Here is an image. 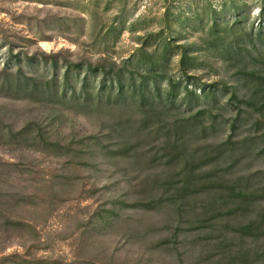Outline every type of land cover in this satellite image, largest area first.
<instances>
[{"label":"rangeland","instance_id":"374dc122","mask_svg":"<svg viewBox=\"0 0 264 264\" xmlns=\"http://www.w3.org/2000/svg\"><path fill=\"white\" fill-rule=\"evenodd\" d=\"M262 8L264 0H0V264L38 259L61 264H264V228L251 237L237 230L241 224L262 223L264 202L246 217L201 227L195 220L207 211L205 198L184 201L183 210L122 206L142 201L143 177L170 181L179 173L164 160L145 169L120 156L124 136L110 126L129 119L132 111H93L15 88L22 78L19 70L43 84L55 79L53 87L62 97L72 95L75 87L80 91L86 77L89 88H98L102 75L93 74L90 65L125 73L128 83L160 75L164 95L165 77L181 86L179 91L191 85L201 98L184 100L182 94L178 117L210 109L204 120L216 119L215 129L194 140L193 150H211L209 145L229 138L247 141L249 149L227 173L239 180L235 184L254 175L264 187V57L253 53V58L228 60L208 46L217 38L210 30L214 19L223 28L235 22L241 32L257 31L264 28ZM223 35L227 42L234 38ZM185 50L201 63L187 62V74L181 65ZM149 62L158 63L159 71H149ZM67 65L73 68L68 75ZM203 88L218 89L215 99L206 100ZM230 94L236 96L231 102ZM25 128L37 141L67 149L13 137ZM151 142L143 147L159 151ZM99 143L108 147L107 157L100 154ZM160 151L157 157L164 154Z\"/></svg>","mask_w":264,"mask_h":264},{"label":"trees","instance_id":"16d2710c","mask_svg":"<svg viewBox=\"0 0 264 264\" xmlns=\"http://www.w3.org/2000/svg\"><path fill=\"white\" fill-rule=\"evenodd\" d=\"M262 9L264 10V8ZM212 12L218 13L217 10ZM225 13L227 16L230 13L226 7ZM260 19L264 22V11ZM241 28V24L235 22L223 28L214 19L210 30L216 34L217 38L208 46L223 52V56H226L228 60L245 59L246 57L253 58V53L264 57V28L257 31L252 28L249 32H241ZM223 34H229L234 38L231 42H227ZM257 41L263 42L262 46L258 44L261 47L260 49H257L258 46H254ZM167 46H169L168 43ZM167 49H171V47H167ZM247 49L253 52L251 53ZM188 51L185 50L183 52V58L181 59L184 74H187V62H191V66L193 62L195 67L201 64L196 61V57L188 54ZM243 52L245 53L244 55L241 54ZM158 65L155 62L146 64L150 68H148L149 71L152 69L153 72L159 71ZM53 67L55 69L58 68L57 61L53 62ZM79 68L81 67L79 66ZM72 69V65H67V75ZM89 70L93 74L102 75L100 86L98 88H89V79L86 77L81 90L78 91L75 87L73 94L68 97H62L58 87H53L56 84L55 79L43 84L40 79L27 76L22 70L18 71L20 75L22 74V78L16 81L15 88L27 94L37 96L41 94L43 97L54 98L57 101L73 102L81 108H88L93 111H102V109L116 112L120 109H130L132 111L133 114L129 119L120 123L116 122L110 126V130L113 133L117 130L120 135L123 134L124 136L118 149L120 156L129 160L132 166L139 165V167L145 169H150L157 161L164 160L166 165L177 169L179 173L175 174L170 181H162L161 178L155 177V175L153 179L149 175L143 177L146 189L143 191L142 201H136L131 204L123 202L122 206L147 211L166 207L183 210L184 201L192 204L191 201H196L197 198H205L203 204L206 206L204 208L207 211H204L203 214L197 213L199 217L197 221L195 220L200 227L206 223L214 226L213 224L217 221H230L238 219L239 216L246 217L257 211V207L264 202V189H262L264 187H261V183L252 175L243 176L242 178L245 181L243 180L241 184H235L239 180L227 173L239 162L233 163L236 157L243 150L246 152L249 149L248 145H246L247 141L233 142L229 138L223 143L209 145L211 150H207L208 146L205 150H199L198 152L193 150L194 140L199 141L203 138L200 135L207 137L208 131L215 129L216 119L208 118V121L204 120L206 113L211 115L210 111H208L210 109L200 110L190 115L187 119L178 117L176 104L182 94L184 100L189 99L192 101L201 98L198 97L194 89H190L191 85H186L179 91L181 86L172 79L165 77L168 82V90L167 94L164 95L158 79L160 75L154 74L150 77H143V80L136 84V82L128 83L130 77H127V74L106 70L102 66L93 67L90 65ZM203 91V97L206 100H214L218 89L206 90V88H203ZM230 96V102L236 99L235 94H230ZM239 116H237V120ZM232 128L235 129V125ZM13 137L22 140L33 138L37 142L36 144L43 143L46 146L51 145L67 149L59 143L37 141L38 137L33 136L28 128L14 133ZM154 140L160 147L159 151H164V154L159 157L157 156L161 151L159 152L156 148L152 150L149 147H143ZM155 142L151 143L154 144ZM107 148V146L104 147L102 144L98 148L100 154L104 157H107L104 153ZM231 162L233 165H229ZM114 207H117V203L114 204ZM209 213H211V216L207 215ZM263 220L264 215L262 216V223ZM262 223L256 220L255 222L241 224L237 230L244 237L258 236L264 228ZM10 224L16 226L19 223L11 222ZM13 264H61V262L58 260L38 259L23 260L13 262Z\"/></svg>","mask_w":264,"mask_h":264}]
</instances>
